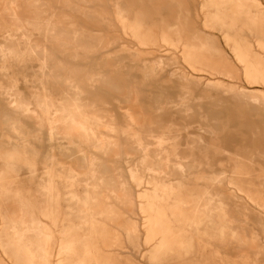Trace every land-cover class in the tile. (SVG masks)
Masks as SVG:
<instances>
[{
	"label": "rangeland",
	"instance_id": "1",
	"mask_svg": "<svg viewBox=\"0 0 264 264\" xmlns=\"http://www.w3.org/2000/svg\"><path fill=\"white\" fill-rule=\"evenodd\" d=\"M0 264H264V0H0Z\"/></svg>",
	"mask_w": 264,
	"mask_h": 264
},
{
	"label": "bare ground",
	"instance_id": "2",
	"mask_svg": "<svg viewBox=\"0 0 264 264\" xmlns=\"http://www.w3.org/2000/svg\"><path fill=\"white\" fill-rule=\"evenodd\" d=\"M52 76H53V74H52ZM62 80V79H61ZM69 81V80H68ZM4 120V119H3ZM10 130V129H9ZM20 138V137H19ZM96 146V145H95ZM236 155V154H235ZM17 167V166H16ZM15 169V168H14ZM92 224V223H91ZM29 237V236H28ZM27 248V247H26ZM29 253V252H28Z\"/></svg>",
	"mask_w": 264,
	"mask_h": 264
}]
</instances>
